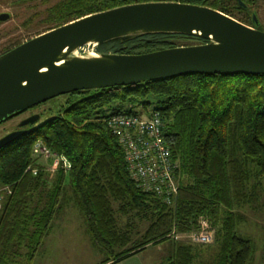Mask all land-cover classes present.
I'll use <instances>...</instances> for the list:
<instances>
[{
    "label": "trees",
    "instance_id": "16d2710c",
    "mask_svg": "<svg viewBox=\"0 0 264 264\" xmlns=\"http://www.w3.org/2000/svg\"><path fill=\"white\" fill-rule=\"evenodd\" d=\"M35 1L14 2L30 10L22 26L37 21L45 25L26 39L84 15L141 0H55L42 13ZM174 1L210 6L252 25L250 14L255 11L258 16L264 0H240L246 8L238 0ZM204 41L195 35L150 33L106 41L96 48L135 54ZM68 95L63 108L42 122L40 115L36 126L0 149V188L11 190L1 202L0 264L21 257L31 264L55 217L69 203L101 256L98 264H115L164 241L172 246L164 264H254L251 241L236 232L239 216L234 208L251 202L264 177V75L195 73ZM147 98L155 102L152 111L162 116L165 142L177 164L178 191L168 204L130 180L123 151L104 121L114 113H134V103ZM37 141L68 164L66 171L57 168L48 187L43 167L32 156ZM248 163L255 167V183ZM199 216L214 229L212 261L202 259L197 246L171 238V233L195 230ZM117 217L148 225L135 239Z\"/></svg>",
    "mask_w": 264,
    "mask_h": 264
},
{
    "label": "water",
    "instance_id": "95a60500",
    "mask_svg": "<svg viewBox=\"0 0 264 264\" xmlns=\"http://www.w3.org/2000/svg\"><path fill=\"white\" fill-rule=\"evenodd\" d=\"M239 4L246 5L238 0ZM0 12V22L10 17ZM206 5L151 0L84 15L23 40L0 54V124L51 98L79 90L133 85L195 73L264 75V30ZM150 33L203 38L141 52H100L97 44ZM93 44L92 50L79 47ZM34 114L19 127H31ZM18 130L0 139V149L22 137Z\"/></svg>",
    "mask_w": 264,
    "mask_h": 264
},
{
    "label": "rangeland",
    "instance_id": "374dc122",
    "mask_svg": "<svg viewBox=\"0 0 264 264\" xmlns=\"http://www.w3.org/2000/svg\"><path fill=\"white\" fill-rule=\"evenodd\" d=\"M55 0H47L43 3L40 0L35 1L36 10L42 11L44 8ZM16 0H0V12H9L11 15L8 19L0 22V51L16 41H23L27 37L33 35L36 31H41L45 25L38 21L28 27L21 25L22 19L29 13L22 4L15 6ZM258 16L264 25V1H260L258 5ZM235 18V17H234ZM141 51H135V54H141ZM146 52V51H145ZM69 95L64 94L51 98L34 108L0 124V139L9 133L14 132L19 124L31 115L39 114L41 119L39 122L46 120L56 113L59 107L63 108ZM145 103V104H144ZM155 108V102L150 99H143L135 102L132 110L139 117H146L151 114ZM42 113V114H41ZM38 123V122H37ZM36 126V124H34ZM33 125V126H34ZM24 127V126H23ZM27 128V126L25 127ZM29 128V127H28ZM27 128V129H28ZM32 156L36 158V165L43 167L46 174L47 187L50 186L51 179L55 175L50 170L52 162L51 158L39 155ZM255 171L254 165L247 164V172L251 177ZM252 178V177H251ZM251 183L256 180L252 178ZM10 188H0V209L1 202L5 198L3 195H10ZM64 218L52 224L50 232L42 241L41 246L35 253L31 264H97L101 260V256L92 247V244L85 233V227L79 212L76 208L68 207L63 209ZM234 213L239 216L237 220L236 232L241 237L251 241L254 248V264H264V177L260 181V186L256 189V194L248 205H240L234 208ZM118 224L123 229H128V233L133 238H138L147 228L148 223L133 218L117 217ZM128 224V225H127ZM197 225V220H196ZM178 243L189 242L200 249V257L206 261L214 259L216 250L214 245H198L191 241L190 237L185 236L179 239H173ZM171 244L164 241L156 245H150L145 251L137 257L141 264H151L155 262V258L166 257L170 251ZM26 258L21 257L12 259L7 264H26ZM142 261V262H141Z\"/></svg>",
    "mask_w": 264,
    "mask_h": 264
},
{
    "label": "built area",
    "instance_id": "2783aa9c",
    "mask_svg": "<svg viewBox=\"0 0 264 264\" xmlns=\"http://www.w3.org/2000/svg\"><path fill=\"white\" fill-rule=\"evenodd\" d=\"M93 44L79 47L81 51L92 50ZM105 124L120 145L130 180L142 191L152 192L164 203H170L178 191L177 164L172 159L163 133L162 116L152 111L146 117L134 113H114ZM34 155L51 157L50 170L58 167L68 169L67 162L50 152L37 141L32 148ZM188 236L195 244L207 245L214 241V229L205 217L199 216L196 229L180 234L171 233V238ZM189 243V242H186Z\"/></svg>",
    "mask_w": 264,
    "mask_h": 264
},
{
    "label": "crops",
    "instance_id": "0c3cea01",
    "mask_svg": "<svg viewBox=\"0 0 264 264\" xmlns=\"http://www.w3.org/2000/svg\"><path fill=\"white\" fill-rule=\"evenodd\" d=\"M68 207H72V208H74V206L72 205V204H68L67 206H65L64 208H68ZM63 208V209H64ZM64 212H63V210L55 217V219H54V221H53V223L52 224H55V222H57L58 220H61L62 218H64ZM150 245H148V246H146L145 248H143L142 250H140V251H137V252H135L134 254H132L131 256H129L128 258H126V259H123L122 261H119V262H117V263H115V264H141L140 263V261L138 260V256H139V254L140 253H142L143 251H145L146 250V248L147 247H149ZM171 252H172V246H170V251H169V253L167 254V256L166 257H159L158 259L157 258H155V262H152L151 264H164V261L170 256V254H171ZM100 262V261H99ZM142 262V261H141ZM98 264V263H97Z\"/></svg>",
    "mask_w": 264,
    "mask_h": 264
},
{
    "label": "flooded vegetation",
    "instance_id": "af4514ba",
    "mask_svg": "<svg viewBox=\"0 0 264 264\" xmlns=\"http://www.w3.org/2000/svg\"><path fill=\"white\" fill-rule=\"evenodd\" d=\"M145 1H151V0H141V1H139V2H145ZM174 1V0H173ZM259 18V17H258ZM259 20H260V18H259ZM34 108V107H33ZM31 109V108H30ZM30 109H28V110H30ZM28 110H26V111H28ZM26 111H24V112H26ZM24 112H22V113H24ZM21 113V114H22ZM20 115V114H19ZM18 116V115H17ZM16 117V116H15ZM12 118H14V117H12ZM12 118H10V119H12ZM9 119V120H10ZM26 126H24V127H20V128H18L17 130H15V131H18V130H28L27 128H25ZM32 127V126H31Z\"/></svg>",
    "mask_w": 264,
    "mask_h": 264
}]
</instances>
